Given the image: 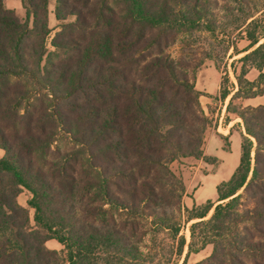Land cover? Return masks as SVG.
I'll return each mask as SVG.
<instances>
[{"label": "trees", "instance_id": "obj_1", "mask_svg": "<svg viewBox=\"0 0 264 264\" xmlns=\"http://www.w3.org/2000/svg\"><path fill=\"white\" fill-rule=\"evenodd\" d=\"M50 3L22 0L24 21L0 0V264H143L145 223L171 233L182 255L187 187L170 165L219 160L204 151V94L170 48L182 34L215 33L207 0H56V20H74L52 40ZM237 32L244 51L257 47L218 100L235 92L227 110L243 121L242 157L217 205L185 210L199 220L189 255L213 247L198 264H264V105L236 104L264 97V24L247 16ZM64 138L66 152L54 147Z\"/></svg>", "mask_w": 264, "mask_h": 264}, {"label": "rangeland", "instance_id": "obj_2", "mask_svg": "<svg viewBox=\"0 0 264 264\" xmlns=\"http://www.w3.org/2000/svg\"><path fill=\"white\" fill-rule=\"evenodd\" d=\"M207 2L208 5L206 6V10L202 11V15L207 16L205 21L212 23L215 28V33L191 31L188 34H182L178 37V41L170 48V52L182 64L183 70L188 73V78L196 84L197 90H207L210 94L216 96L219 90L221 74L223 77L222 81H225V86L228 88L236 86L237 80L235 74L238 76L241 74L242 58L257 47L249 51H244L249 47L250 43L243 39V35L237 32V28L247 16L252 15L256 16L264 24V0H207ZM4 3L8 9L15 11L20 19L26 20L27 13L23 7L22 0H4ZM55 5L56 0H51L49 14V25L52 29L51 40L60 31V26L74 20L70 19L65 23L57 21L54 15ZM51 40L49 41L50 50H52L50 45ZM234 46H236L237 51L233 48ZM217 66L220 67V70L217 69ZM234 94L235 92L227 98V103L230 104ZM216 104L211 107L213 108L211 112L217 113L219 109H223L221 101ZM236 104L243 108L241 101H237ZM257 104H264V98H258L252 103L254 107ZM252 105L251 107H253ZM231 116L235 117L234 115ZM221 118L222 112L218 119ZM226 119L224 117L225 121H227ZM214 121L215 118L213 121L211 120L210 127H215L222 136L216 135L208 150L212 153V156L219 160V163L214 165L204 161L201 162L195 158H182L170 165L172 171L184 182L191 180V177H193V167L195 165L200 166L194 183L196 187L199 184L201 186L195 192L194 196H188L190 198L193 197L198 206L206 205L209 201L216 203V205L218 204V185L232 178V173L240 165L242 157L243 133H245L242 125L243 121L241 120V125L244 130L242 127L238 128L243 133L241 134V132L236 131L231 138H229V132L227 131L228 124L220 128L219 122L214 125ZM206 139L207 133L205 135V143ZM54 147L60 149L62 152H66L71 150L73 146L68 139L64 138L58 141ZM255 154L256 145H254L252 152L253 168L255 165ZM2 157H4V151L0 149V158ZM243 191L241 190L237 195L242 194ZM31 198V193L24 191L19 197V203L30 211L32 224L35 225V211L29 207ZM243 202L246 206L253 205L251 201L243 200ZM185 210L182 216L177 215V218L182 224L181 236H185L188 240L182 255H177L178 240H174L171 233L167 231H155L148 223H145V229L148 231V235L140 244L142 252L145 255L143 264H185L186 262L189 264L191 257L189 255L191 227L199 220H189L191 215ZM213 213L214 209L208 218ZM47 246L52 250H63V247L57 241H51ZM212 252L213 247L208 246L197 259H207ZM193 258L195 259V257Z\"/></svg>", "mask_w": 264, "mask_h": 264}, {"label": "crops", "instance_id": "obj_3", "mask_svg": "<svg viewBox=\"0 0 264 264\" xmlns=\"http://www.w3.org/2000/svg\"><path fill=\"white\" fill-rule=\"evenodd\" d=\"M221 73V72H220ZM260 75V72L256 69H251V71L249 72L247 78L250 80V81H255ZM222 80H223V77H222V74H221V80H220V85H219V90H218V94L216 96H213L212 94H210V92H208L207 90L206 91H199L201 93H203L204 95L202 96L201 98V102H202V106H203V109L206 113V115L213 121V119L215 118V121L213 122L214 125L217 124V122H219V125H220V128L222 127H225L227 122H229L228 124V128H227V131L229 132V138L233 137L234 136V133L236 131H238L239 133L241 132V134L243 133L242 130L239 131L238 128L242 127L241 123V119L237 118V117H232L230 114L227 116V121L224 120V117L226 116V109L223 108V109H219L217 111V113L215 112H211V107H213V105H217L216 103H218V97L220 96V92H221V85H222ZM258 98H264V97H258ZM258 98H255V99H248V100H245V101H241L243 103V107H248V106H251L252 103L254 101H256ZM259 105H264V104H259ZM257 104V106H259ZM253 106V105H252ZM256 106V107H257ZM254 107V106H253ZM222 112V118L221 119H218L219 118V115L220 113ZM229 120V121H228ZM225 122V123H224ZM219 128V129H220ZM243 129V127H242ZM244 130V129H243ZM214 131V132H212ZM216 135H219V136H222L219 132V130L217 131L215 129V127H210V129L208 130L207 132V139H206V143H205V147H204V151H205V154L207 156H210V157H214L212 156V153L209 152L208 148L212 142V140L214 139V137ZM202 162V161H201ZM239 167V166H238ZM200 169V166H196L193 167V171H194V174H193V177H191V180H187L185 183H186V187H187V192H186V196L184 198V205H185V208L187 209H192L195 205H198L197 202L194 200L193 197H188L189 195H192L194 196L195 192H197V190L199 189V187L201 186L200 184L196 187V184L194 183V180H195V177L198 175V171ZM238 169V168H237ZM237 169L234 171V173H232L233 175L235 174V172L237 171ZM233 177V176H232ZM229 181V180H228ZM227 182V181H226ZM221 184V183H220ZM219 184V185H220ZM218 185V186H219ZM218 199V198H217ZM203 252V251H202ZM198 253V254H191V257H190V261H189V264H198L200 263V261H202L203 259H197L201 253ZM195 257V259L193 258Z\"/></svg>", "mask_w": 264, "mask_h": 264}, {"label": "built area", "instance_id": "obj_4", "mask_svg": "<svg viewBox=\"0 0 264 264\" xmlns=\"http://www.w3.org/2000/svg\"><path fill=\"white\" fill-rule=\"evenodd\" d=\"M227 101H228V100H226L225 102H221L222 107L226 109V116H225V118H227V116L229 115L228 110H227V108H228V104H229V103H227ZM226 120H227V119H226ZM227 124H228V123H227ZM228 125H229V124H228Z\"/></svg>", "mask_w": 264, "mask_h": 264}]
</instances>
